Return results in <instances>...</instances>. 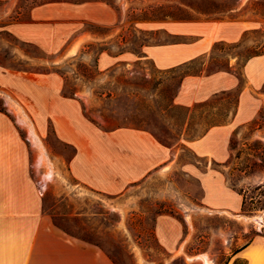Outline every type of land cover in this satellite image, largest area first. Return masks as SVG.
<instances>
[{
  "label": "rangeland",
  "instance_id": "374dc122",
  "mask_svg": "<svg viewBox=\"0 0 264 264\" xmlns=\"http://www.w3.org/2000/svg\"><path fill=\"white\" fill-rule=\"evenodd\" d=\"M192 42L204 52L191 70L205 61L203 73L185 78L172 105L180 76L158 70L168 67L151 52L167 65L181 57L176 44ZM0 67V115L30 150L43 212L92 242L72 239L117 264H245L235 252L264 230V0H0ZM86 113L150 130L167 159L120 192L83 182L70 169L77 148L54 119L64 132L67 118L92 122ZM227 119L230 158L199 154L193 141ZM143 152L136 160L149 162ZM222 178L244 192L245 212L214 206Z\"/></svg>",
  "mask_w": 264,
  "mask_h": 264
},
{
  "label": "crops",
  "instance_id": "0c3cea01",
  "mask_svg": "<svg viewBox=\"0 0 264 264\" xmlns=\"http://www.w3.org/2000/svg\"><path fill=\"white\" fill-rule=\"evenodd\" d=\"M233 25L236 34L232 40L236 41L241 38L245 24L241 21ZM167 26L176 32L192 33L178 30V22H169ZM220 37L227 38V32ZM196 43L176 44L175 49L180 50L181 57L167 65L161 64L156 48L151 54L158 66L170 68L203 53L196 51ZM178 56L174 55L175 58ZM199 75L189 77L200 79ZM217 75L218 72L207 77L214 79ZM4 76L0 67V83ZM218 89L220 87L217 86L211 91ZM246 93L247 88L240 93V106ZM54 122L58 135L77 148L76 155L70 160L71 171L78 179L104 191H122L168 157L166 147L148 129L120 127L103 131L81 117V124L67 118L65 131L61 132L57 120ZM233 129V123L229 121L213 125L193 141V146L201 155H211L219 161L228 160L231 156L228 143ZM137 137L144 140L137 141ZM206 144H211V147H206ZM145 145L149 146L150 160L137 161L136 147L137 153L145 156ZM219 188V199L214 206L230 212L239 211L243 195L230 188L224 178L220 180ZM208 195L206 187V197ZM233 258H241L245 264H264V234L256 235ZM0 264H117L102 249L72 239L43 212L42 201L31 176L30 150L3 115H0Z\"/></svg>",
  "mask_w": 264,
  "mask_h": 264
},
{
  "label": "trees",
  "instance_id": "16d2710c",
  "mask_svg": "<svg viewBox=\"0 0 264 264\" xmlns=\"http://www.w3.org/2000/svg\"><path fill=\"white\" fill-rule=\"evenodd\" d=\"M108 49L107 48H103V49H101L100 51H99V55L102 53V52H104V51H107ZM261 54V52H256L254 55H260ZM99 55L97 56V58H96V63H95V67H96V69H97V71L99 72V70H98V58H99ZM196 59L197 58H193V59H191V60H189V61H186V62H184V63H182V64H180V65H177V66H173V67H170V68H167V69H158V70H160L161 72H163V73H165V74H170V75H179L180 76V82H179V84H178V87H177V90L175 91V93H174V96H173V99H171L172 100V105L173 104H175V98H176V96L178 95V93H179V91H180V89H181V86H182V83H183V80H184V78L186 77V76H189V75H198V74H202L203 73V67L205 66V61L201 64V68L199 69V70H197V71H194V70H191V66L196 62ZM101 94H104V95H106V96H112V91H106V92H102ZM66 96H68L67 94H65ZM74 95H76V92H74V93H72L71 94V96H74ZM83 109H84V112L86 111V106L85 105H83ZM0 111H2V112H6V111H4V109L3 108H1L0 107ZM86 116H88V118L92 121V122H94L99 128H101L102 130H104V131H110V130H114V129H117V128H120V127H131V128H138V129H143V128H141V127H134V126H129V125H126V126H120V125H118V126H116V127H107V126H105V125H102V124H100L99 122H97L95 119H93L89 114H87L86 113ZM227 121H228V119H227ZM223 123H226V121H224V122H221V121H218V122H213L212 124H210L209 125V127L202 133V135H204L205 133H206V131L211 127V126H213V125H218V124H223ZM201 135V136H202ZM200 136V137H201ZM231 146V145H230ZM231 148H232V146H231ZM239 192H240V194H242L243 195V202H242V211L243 212H245L246 211V201H245V195H244V192L240 189L239 190ZM55 225L56 226H58V227H60L63 231H65L67 234H70V235H72V236H76V237H79V238H81V239H83V240H85V241H87V242H92V240H90V239H87V238H85V237H83V236H80V235H78V234H76L74 231H72L71 229H69V228H67L66 226H63V225H61V224H59V223H57V222H55ZM260 234H264V230L263 231H260V232H258L257 233V235H260ZM254 238V237H253ZM252 238V239H253ZM251 239V240H252ZM250 240V241H251ZM94 243V242H93ZM249 243V242H248ZM247 243V244H248ZM247 244H245V245H247ZM244 245V246H245ZM243 246V247H244ZM242 248V247H241ZM240 248V249H241ZM240 249H238L236 252H235V254L240 250ZM108 255L110 256V258H112L114 261H115V258H114V256L112 255V254H110V253H108Z\"/></svg>",
  "mask_w": 264,
  "mask_h": 264
}]
</instances>
